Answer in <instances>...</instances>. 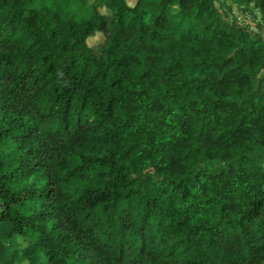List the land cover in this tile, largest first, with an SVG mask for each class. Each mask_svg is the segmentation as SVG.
Listing matches in <instances>:
<instances>
[{
	"label": "clouds",
	"instance_id": "9594fccd",
	"mask_svg": "<svg viewBox=\"0 0 264 264\" xmlns=\"http://www.w3.org/2000/svg\"><path fill=\"white\" fill-rule=\"evenodd\" d=\"M0 264H264V0H0Z\"/></svg>",
	"mask_w": 264,
	"mask_h": 264
}]
</instances>
